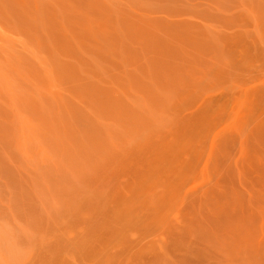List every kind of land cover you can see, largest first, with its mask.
Returning <instances> with one entry per match:
<instances>
[{
	"label": "rangeland",
	"instance_id": "obj_1",
	"mask_svg": "<svg viewBox=\"0 0 264 264\" xmlns=\"http://www.w3.org/2000/svg\"><path fill=\"white\" fill-rule=\"evenodd\" d=\"M0 264H264V0H0Z\"/></svg>",
	"mask_w": 264,
	"mask_h": 264
}]
</instances>
